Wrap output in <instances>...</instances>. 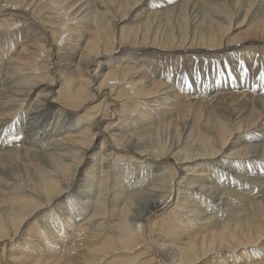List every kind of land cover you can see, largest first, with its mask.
Masks as SVG:
<instances>
[{
  "label": "bare ground",
  "instance_id": "1",
  "mask_svg": "<svg viewBox=\"0 0 264 264\" xmlns=\"http://www.w3.org/2000/svg\"><path fill=\"white\" fill-rule=\"evenodd\" d=\"M262 76L264 0H0V264H264Z\"/></svg>",
  "mask_w": 264,
  "mask_h": 264
},
{
  "label": "rangeland",
  "instance_id": "2",
  "mask_svg": "<svg viewBox=\"0 0 264 264\" xmlns=\"http://www.w3.org/2000/svg\"><path fill=\"white\" fill-rule=\"evenodd\" d=\"M140 203V202H139ZM67 204H68V202H67ZM67 204L65 205V206H67ZM138 204V203H137ZM137 208H136V210H134L135 212V215H138V214H140L141 212H142V214H144V215H142L141 214V216L140 217H142V218H144V216L146 215V213L145 212H143V210H142V208H141V204H138L137 206H136ZM143 207V206H142ZM137 211V212H136Z\"/></svg>",
  "mask_w": 264,
  "mask_h": 264
},
{
  "label": "snow or ice",
  "instance_id": "3",
  "mask_svg": "<svg viewBox=\"0 0 264 264\" xmlns=\"http://www.w3.org/2000/svg\"><path fill=\"white\" fill-rule=\"evenodd\" d=\"M261 78L264 79V76H262Z\"/></svg>",
  "mask_w": 264,
  "mask_h": 264
}]
</instances>
